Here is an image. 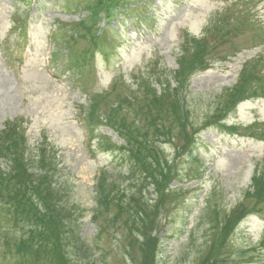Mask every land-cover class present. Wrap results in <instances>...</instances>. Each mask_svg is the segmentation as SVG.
Listing matches in <instances>:
<instances>
[{
  "label": "rangeland",
  "instance_id": "1",
  "mask_svg": "<svg viewBox=\"0 0 264 264\" xmlns=\"http://www.w3.org/2000/svg\"><path fill=\"white\" fill-rule=\"evenodd\" d=\"M133 1L126 6L136 11L116 20L113 15L107 18L108 0L92 1L85 7L96 19L106 16L99 28L114 30L105 37V45L115 34L117 39L106 47L108 58H102L98 47L90 67L83 64L86 80L73 76L85 87L81 92L66 88L74 69L72 54L68 58L62 54L55 61L58 70L54 71L67 83H56L44 67L53 51V59L58 54L57 33L59 41L66 33L69 38L72 28L66 26L85 19V14L76 12L78 2L35 0V5H29L27 0H0L1 216L7 221L10 203L5 199L20 174L19 148L26 132L31 154L46 147L44 154L58 167L52 174H59L51 176L57 187L40 193L42 198L52 197L56 209L44 217V224L51 223L47 244L38 256L36 249L29 250L38 258L36 264H264V199L246 196L255 175L264 182V0ZM24 20L28 21L26 33ZM54 31L53 45L50 36ZM88 45L89 41L81 40L74 48ZM197 46L206 50L208 68L192 74L186 87L178 91L186 101H179V109L187 116V125L181 127L177 107L169 104L172 111L165 126H173L170 136L156 138L149 125L139 130V135L150 132V141L156 142L145 159L156 152L161 162L159 166L153 159L150 181L141 173L138 152L136 159L126 160L110 142L101 140L100 135L124 144L110 129L95 128L87 119L89 106L111 90V82L121 90L135 91L134 84L149 80L157 91L164 86L159 80H169L176 89L179 58L189 57ZM252 56L257 59L255 65L262 60L261 69L253 63L242 67ZM260 73L262 80L255 77ZM77 75L83 77L79 71ZM243 77L251 93L233 108L227 96L220 97L221 91ZM151 99L144 88L137 91L126 124L147 113L142 107ZM99 101L107 117L108 105ZM220 108V116L236 125L234 133L215 126L205 129ZM98 116L103 119L102 113ZM85 123L93 139L90 143L84 139ZM188 135L193 136L189 143ZM165 159L174 182L169 193L160 194L155 180L161 179V171L169 172L163 166ZM133 161L137 164L130 170ZM130 173L132 179L127 180ZM105 176L110 200L107 207H100L95 187L99 177ZM239 202L251 214L226 233L228 215ZM238 215L230 217L238 219ZM156 232L161 240L153 238ZM8 235L14 240L21 231L10 229ZM1 262L22 264L19 258L6 260L0 246Z\"/></svg>",
  "mask_w": 264,
  "mask_h": 264
},
{
  "label": "trees",
  "instance_id": "2",
  "mask_svg": "<svg viewBox=\"0 0 264 264\" xmlns=\"http://www.w3.org/2000/svg\"><path fill=\"white\" fill-rule=\"evenodd\" d=\"M107 1V0H106ZM126 1L127 0H108V2H109V6H114L115 5V3L116 4H121V5H125L126 4ZM206 52V50L205 49H203L202 47H200V46H197V48H196V50H195V52L191 55H189V57H187V55L186 56H184L183 58H182V66H183V68H184V71L186 70V69H189L190 68V64L191 65H194V64H197V63H199L201 60H202V58H203V55H204V53ZM180 120V118H178V121ZM162 121L163 120H159L158 121V123H156V129L158 128V126L160 127V128H162V125H161V123H162ZM167 121V120H166ZM170 130H172V127H170ZM124 137H126V138H123V139H126V141L127 142H129V144H130V149H129V157L130 158H133L134 157V153H135V151H136V148H137V146H136V144L137 143H133V142H131L130 140H128V138H127V133H124ZM143 143L144 144H142V151H143V153L145 154L148 150H145L146 149V147H147V141L146 140H144L143 141ZM153 156H155V158H156V163L160 166L161 165V162H160V160H158V158H157V156L156 155H154L153 154ZM152 156H146V161H145V158L144 157H141V156H139L138 157V162L139 161H143V164H144V167L145 168H147L148 166L149 167H152V162L149 160V158H151ZM137 163V162H136ZM149 164V165H148ZM163 166L164 167H168L167 166V164H166V162H165V164L163 163ZM146 172L148 173L149 172V170H146ZM149 175H151V173L149 172ZM161 177H166L165 176V174H164V172H162L161 173ZM258 177L256 176V177H254V179H253V186H252V189H253V192L251 193V192H249L248 194H247V197L249 196V197H251V196H257V197H262V198H264V182H261L259 179H257ZM166 179V178H165ZM169 181H170V179L167 181V182H165L164 183V185L163 186H161L160 187V189H163L166 185H168V183H169ZM43 200V208H44V211L43 212H41L40 213V215L42 214V217H41V221H42V225H43V232L40 234V238H37V241H38V239H39V241L41 242V238H43V233L48 229V227L50 226V224H44V217L46 216V214H47V212H48V210H50V212H52V209L54 210V209H56V201L52 198V197H50V198H44V199H42ZM237 211V210H236ZM244 213L242 214V215H240V217L241 218H243L244 217ZM55 217H56V212H55ZM239 219V218H238ZM237 218H229V222H228V224L225 226V231H226V233L231 229V225L232 224H234V223H236L237 221H239ZM46 223V222H45ZM54 224H55V222H54ZM38 227V226H37ZM41 227V226H40ZM229 227V228H228ZM136 239L137 240H140L138 237H136ZM39 242V243H40ZM36 244H34V246H35ZM35 248H36V246H35ZM208 259H210V256L208 257Z\"/></svg>",
  "mask_w": 264,
  "mask_h": 264
}]
</instances>
